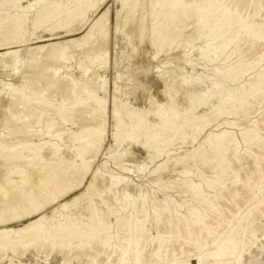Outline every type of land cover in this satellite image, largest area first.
I'll use <instances>...</instances> for the list:
<instances>
[{
	"label": "rangeland",
	"instance_id": "1",
	"mask_svg": "<svg viewBox=\"0 0 264 264\" xmlns=\"http://www.w3.org/2000/svg\"><path fill=\"white\" fill-rule=\"evenodd\" d=\"M33 1L23 0L20 6L25 8ZM254 1L255 4H259L261 11L256 17H250L249 20L258 28L264 29V0H262V4H260L261 0ZM215 2L228 4L224 0H215ZM80 5L81 2L76 1L72 5V10ZM89 5L92 8L86 13L80 24L69 25L54 32L48 29L50 22L32 28L26 25L22 29L20 42L14 44L13 48L11 47V50L18 51L25 45L29 46V43L35 40L37 36L42 38L53 36L60 39L62 34L72 31H76L79 34L77 36H83L100 14L106 9L109 10L107 21L109 30L106 35L105 54L102 58L90 63L92 67L99 66L95 70V77L98 78L92 84L94 92L83 93L78 98V100H85L87 96H90L106 101L108 115L105 124L107 126L105 125V138L99 145L100 148L98 146L92 152H82L81 147L83 148L84 144L75 143L74 140L78 124L76 126L70 122L59 128H55L54 124L51 127L53 130L51 132L54 135L56 129L60 134L68 133L63 141H57L51 134H45L46 137L34 138L33 140L34 144L45 143L46 140L45 147L58 146L61 150L53 156L45 153L41 165L49 166L65 161L61 163V166L67 167L68 163H74L75 166H85L87 170L83 180L84 184L73 194L61 199L59 205L71 203L77 193L85 194L86 187L95 181L99 184V188L94 197L112 206L116 204L115 198L121 195L123 189H128V191L126 190V193L129 192L128 201L135 202L140 194L150 193L155 186L153 193L147 195V205L144 208L147 217L141 222L144 225L143 237L147 242V247L141 252L138 250L139 257L134 262L131 259L129 264H197L201 254L204 255V263L211 264L213 262L211 256L214 253L222 251L226 247L230 250L238 242L239 239L234 235V232L240 229L242 239L239 264H264V150L257 147L258 141H264V34L247 37L245 34L238 36L235 31H231L223 36L225 42L232 40L231 45L223 50L220 48L219 42H215L209 49V52L211 51L209 60H206L200 55L205 48V42L202 41H181L178 42L181 43L179 46L175 43L177 42L176 38H171L165 45L151 46L149 37L156 21L147 18L146 15H143L144 13L137 15L135 19L119 29L120 31L115 32L113 19L116 10L120 8V0H93ZM251 6L252 4H249L246 7V15L250 14ZM127 17L124 16V18ZM5 51L4 48L0 49V55ZM66 52L67 56L64 61L59 64L54 61L50 67L51 69H58L57 77L64 84H73L74 88H77L78 84L82 82L84 84L92 78V74L88 72L85 77L78 75L79 66L84 59L82 51L67 50ZM216 56L219 57L218 60H214ZM4 59L6 62H2V58H0V102L5 99L6 93L11 89L22 90L33 88L39 84V78L28 77L29 67L36 66L32 64L28 66L31 62L30 55L24 52L19 56ZM103 62L105 63L103 64ZM187 62L192 63L194 67L187 65ZM198 64L203 65L206 69L208 76L206 86L211 88L210 97L204 103L190 108L182 116L184 118L191 116L193 119H197V123L204 127L202 132L198 133L199 135L197 133L192 134V138L185 142H181L172 136L167 139L158 137L155 142L151 143L150 150H152H149L150 152L141 145L145 142V134L138 137L134 135L135 143L127 140L114 144L111 140V134L115 123L110 117L114 107L127 104L130 110L136 112V118L140 116L142 110H148L149 98L154 101L151 113L164 108L166 96L163 94L164 85L162 82L173 79L180 84L185 79L188 80L189 74L199 73L201 69ZM39 67L38 65L37 68ZM178 84L175 86L179 87ZM115 85L119 89L118 93L114 91ZM256 85H261L260 94L257 100H252L248 95L250 89ZM245 92L246 94L242 97L243 100H247V104L241 109L235 111L230 109L226 112L218 111L222 100L230 97L225 106L231 108L235 103L236 96ZM45 94H49L46 97H50L49 92ZM51 97L54 105L62 104L63 99L59 96L51 94ZM233 97L236 98L232 99ZM176 98L177 105L180 109H184L187 103L180 99V92ZM69 101L71 100L68 99L66 102ZM85 110L86 112L91 111L89 108ZM16 113L14 109L11 110L8 114L9 118L17 117ZM148 118L150 119V116ZM17 127L16 125L8 128V130L10 129L8 132L7 128L1 125L0 134L14 138V130ZM130 133L133 135L132 132ZM224 133L229 138L231 137L232 143L224 149V154L220 160L221 168L210 171L208 177L214 181L213 188L204 186L200 171L193 175L187 173L183 165L185 160L182 163L173 164V160L181 159L187 153L205 145L207 139H216ZM231 160L236 161V170L232 171V176L237 177L240 181L235 186H226L221 181L230 170L229 161ZM217 164L218 162L213 159L206 161L208 169L214 168ZM119 165H123L127 170L120 171ZM158 168H163V172L159 175L153 174L154 170ZM2 169L0 168L1 176ZM36 176L34 174L33 180H36ZM11 178L14 180V177ZM166 180L177 181L182 184L192 182L194 188L201 187L203 202L190 207L185 206V203L189 202V198L184 195L177 197L175 193L165 192L159 188ZM112 181L121 183H118L111 191L106 192L105 190L108 189ZM154 181L158 182L152 185ZM139 188L140 192H138ZM114 192L117 193L116 196L112 194ZM12 196H14V192ZM53 207L47 209L42 216L50 218L58 205ZM2 208L3 206L0 204V213ZM150 208L152 209L150 210ZM92 209L94 210V207ZM164 209L168 211H164ZM153 210L156 212L154 213ZM112 212L115 215L119 213L115 207H113ZM141 212L142 209L139 212L129 213L133 216L126 214L128 216L127 221L134 222L136 218L139 220ZM168 220H171L174 225L172 233L170 235L159 233L163 231ZM32 221L33 219L22 221L2 228L18 229ZM84 224L80 226V229L86 230L87 227ZM105 227H108V230L104 229ZM105 227L92 239L86 236L70 238L60 245L61 249H55L53 252H51L52 242L43 239L33 241L28 246L18 244L3 247L0 245V264H90L95 251L101 252L95 257L96 264H127V260L124 259V252L128 234L121 230L124 226L122 223L108 221ZM187 233L191 235L189 241H196L195 247L190 246L185 239L184 235ZM162 242H164L163 245ZM228 250H224L225 258L228 256ZM105 253L110 254V259L106 257Z\"/></svg>",
	"mask_w": 264,
	"mask_h": 264
},
{
	"label": "bare ground",
	"instance_id": "2",
	"mask_svg": "<svg viewBox=\"0 0 264 264\" xmlns=\"http://www.w3.org/2000/svg\"><path fill=\"white\" fill-rule=\"evenodd\" d=\"M22 1L0 0V49L4 48L6 50L0 55V58H2V62H6L4 58H13L21 53H27L31 56V62H29L28 66H31V64L36 65L29 67L28 77L32 79L39 78V84L33 88L22 90L11 89L8 93L5 92V99L0 102V111H2L0 113V126L7 128L8 132H10L8 128L18 126L14 130V138L0 134V168H3L2 176L0 175V204L3 206L0 213V245L3 247L18 244L28 246L33 241L43 239L44 241L52 242L51 252H53L55 249H61L60 245L70 238L76 236L94 238L103 230L106 222L114 221L122 223L124 227L121 230L128 234L125 240L124 259L127 260V264L131 262V259L134 262L140 255L138 250L141 252L147 247V242L143 237L144 225L141 222L147 217V213L144 210L147 205V195H150L151 192L153 193L155 186L150 193L140 194V197L135 202H129V192L126 193L128 189L122 190L121 188V195L115 198L116 204L112 206L94 197L99 188V184L95 181L86 187L85 194L77 193L78 195L76 194L71 203L59 205L61 199L73 194L84 184L83 180L87 170L85 166H75L74 163H68L67 167L61 166V163L65 161L49 166L41 165V162L44 161L45 153L51 156L56 155L61 151L60 147H45L46 140L45 143H33L34 138L42 139L41 137H44L45 134H51L57 141H63L64 137L68 136V133L60 134V132H57L58 129H56L54 135L51 132L53 131L51 127L54 124L55 128H59L65 126L68 122L72 125L78 124L74 140L75 143L84 144L83 148L81 147L82 152H92L103 142L108 115L106 101L90 96H87L85 100H78V98L83 93L90 94L94 92L92 84L98 78L95 77V70L99 66L92 67L90 63L102 58L105 54L106 35L109 30V25H107L109 10H104L83 36H77L79 34L76 31L62 34L59 37L60 39L53 36L48 38L37 36L35 40L29 43V46L25 45L24 48L14 51L11 50V47L20 42L22 29L26 25L32 28L50 22L48 29L53 32L69 25H78L92 8L89 4L93 0H34L33 3L25 8L20 6ZM76 1H80L81 5L72 10V5ZM224 1L228 2V4L216 3L215 0H120V8L116 10L113 19V28L115 32L120 31L119 29L123 28L125 24L135 19L137 15L144 13L143 15H146L147 18L156 21L149 37L151 46L165 45L171 38H176V45L181 44L178 42L186 40L202 41L205 42V48L200 55L209 60L211 54L209 49L213 46L212 44L219 42L218 44L223 50L231 45L232 40L225 42L223 37L231 31H235L238 36L245 34L247 37L264 34V29L258 28L249 20L250 17H256L261 11L259 4H255L254 0ZM249 4H252L251 12L246 15V7ZM260 4H262V0ZM149 5L150 7H148ZM124 16H128V19L124 18ZM67 50L73 52L82 51L83 53L84 59L79 66V76L85 77L88 72L92 74V78L84 84H82L83 82L78 84L77 88H74L73 84H64L57 77L56 72L58 69H51L50 67V65L54 64V61L56 64L64 61L67 56ZM218 59L219 57L216 56L214 60ZM37 64L40 66L39 68H37ZM187 65L194 67L189 62H187ZM200 65L201 72L189 74L188 80L185 79L180 84L173 79L162 82L164 85L162 88L163 94L166 96L165 104L164 108H160L156 112L151 113L154 101L150 98L148 99V110H142L138 118H136V112L130 110L127 104H120L114 107L110 113V117L115 123L111 134V140L114 144L127 140L135 143V137L145 134V142L141 145L150 152L152 150H150L151 143L155 142L158 137L167 139L172 136L178 138L181 142H185L192 138V134H200L204 127L197 123V119H193L191 116H186L185 118L182 116L190 108L204 103L210 97L211 88L206 86V79L208 78L206 69L203 65ZM175 84H178L179 87L175 86ZM260 86L256 85L250 89V94L248 95L250 99H258ZM103 88L105 89V86ZM114 91L115 93L119 91L116 85ZM46 92L50 93V97H46L49 95H46ZM179 92L181 95L180 99L187 103L184 109H180L177 105L178 103H176V96ZM51 94L63 99L62 104L54 105ZM245 94L246 92L236 96L237 98L233 97L232 99H236L231 108H226L225 106L230 97L222 100L218 111L226 112L230 109L231 111L241 109L247 104V100H243L242 97ZM68 99L71 101L66 102ZM87 108L91 109V111L86 112L85 109ZM13 109L17 112V117L12 116L9 118L8 114ZM149 116L150 119L148 118ZM130 132L133 135H130ZM134 135L136 136L134 137ZM207 140L206 144L200 148L187 153L181 159L173 160V164L182 163L185 160L183 165L187 170L186 172L193 175L200 171L204 186L213 188L215 185L214 181L208 176L211 170L215 171L221 168L220 160L224 154V149L228 144L232 143V139L224 133V135L216 139ZM257 147L264 150V141H258ZM212 159L217 161L218 164L214 168L208 169L206 161ZM229 165L230 170L221 183L226 186H235L240 181L237 177L232 176V171L236 170V161H229ZM118 167L120 171L127 170L123 165ZM163 170V168L155 169L153 174L159 175ZM34 174L37 175L36 180H33ZM11 177H14V180ZM111 179L113 178L111 177ZM157 182H152V185ZM118 183L121 182L112 181L105 191H111ZM123 186L125 185L123 184ZM159 188L165 192L171 191L177 197L184 195L189 198V202L185 203L187 207L200 204L204 200L201 187L194 188L192 182L182 184L177 181L166 180ZM141 189H143L142 186ZM16 191L19 192L17 193ZM13 192L14 196H12ZM138 192H140V188ZM112 194L117 195L116 192ZM55 205H58V207L55 208L50 218L42 216L47 209ZM92 207H94V210ZM113 207L117 209L118 214H113ZM141 209L139 220L136 218L134 222L127 221L128 216L126 214L139 212ZM164 211L168 210L164 209ZM129 215L133 216V214ZM31 219H33L32 222L18 229L2 228L3 226ZM84 222L86 223L84 224ZM83 224L87 227L86 230L80 229ZM104 229L108 230V227ZM172 230H174L173 222L168 220L163 227V231L159 233L170 235ZM241 233V229L234 232V235L239 240L230 250L227 247L224 248L225 251H229L227 258H225L224 250L216 252L211 256L213 261L211 264H239L241 260ZM184 236L190 246H196V241H189L191 238L189 233ZM161 244L163 245L164 242ZM100 254L101 252L95 251L91 257L90 264H96L95 257ZM105 255L110 259V254L105 253ZM227 261L230 262L228 263ZM197 264H205L204 255H200Z\"/></svg>",
	"mask_w": 264,
	"mask_h": 264
}]
</instances>
